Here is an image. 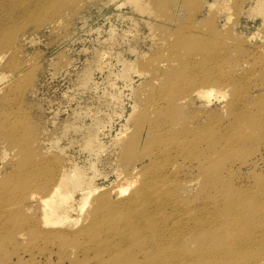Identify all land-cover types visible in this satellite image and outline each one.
Wrapping results in <instances>:
<instances>
[{
    "label": "rangeland",
    "instance_id": "374dc122",
    "mask_svg": "<svg viewBox=\"0 0 264 264\" xmlns=\"http://www.w3.org/2000/svg\"><path fill=\"white\" fill-rule=\"evenodd\" d=\"M142 1L141 6L123 1L111 17L108 8L115 0H29L23 7L29 11L6 22V28L18 30L8 41L16 49L0 52V116H11L6 96L16 80L23 81L13 116H22L20 137L27 147L19 150L0 134V223L9 226L7 231L0 228V264H106L108 250L97 262L87 249L93 244L87 231L79 233L88 226L99 194L149 174L157 154L144 156L143 142L151 134V144L156 138L150 146L153 152L157 147L160 156L164 153L167 183L176 178L183 188H201L200 181L206 180L198 163L186 159L190 152L183 141L186 131L193 134L202 126L208 133L212 128L210 134L218 142L215 161L206 166L214 168L213 177L220 178L230 197L247 206L244 221L257 224V212L247 205L254 198L247 191L256 194L260 189L264 194V0H163L165 15L153 0ZM33 8L38 13L30 16ZM59 18L62 22L56 23ZM114 25L128 26L137 47L125 63L132 78L115 99L110 97L117 80L112 65L91 64L88 58L99 49L96 36L106 35ZM214 49L221 68L214 73L230 74L227 82L200 79L212 72L200 62L202 54ZM12 59L15 64H9ZM16 67L20 70L15 80ZM85 68L92 69L94 84L87 95L74 93L70 81ZM196 84L211 88L210 94L190 96ZM157 116L168 117L158 123ZM18 156L27 158L28 170L32 161L43 167L37 185L30 184L21 194L15 178L7 179ZM47 177L67 189L56 195L57 201L71 193L76 197V205L66 207L67 218L43 217L47 205L41 198L49 188H39L38 182ZM88 181L92 184L87 188ZM260 206L264 215V204ZM6 209L10 220L4 217ZM35 229L55 238H43ZM56 230L65 232L68 240L57 237ZM241 238L250 245L249 233L242 232ZM258 240L261 244L248 249L251 264L264 263V228Z\"/></svg>",
    "mask_w": 264,
    "mask_h": 264
},
{
    "label": "bare ground",
    "instance_id": "6f19581e",
    "mask_svg": "<svg viewBox=\"0 0 264 264\" xmlns=\"http://www.w3.org/2000/svg\"><path fill=\"white\" fill-rule=\"evenodd\" d=\"M123 1L126 2V0H115L109 6L108 13L111 14V17L115 14L113 9L116 6L121 7L124 5L122 4L124 3ZM28 2L29 0H0V20L5 22L0 21V52L2 55H5L8 49H16V47H9L8 41L14 39L13 36L18 28H6V22L22 12L29 11L23 8ZM130 2L138 3L141 6L144 1L130 0ZM153 2H156L160 11L165 15L166 5L163 0H153ZM37 13L36 8H33L29 15L34 16ZM55 22L61 23L62 19L59 18ZM127 27L114 25L106 35L101 36V34H98L96 38L99 39V49L97 52L92 50L90 55H88L89 63L91 64H96V61H106L112 65L117 76V80L114 82L115 85H113V92L110 95L113 99L120 95L124 84L132 78V69L125 63L126 58H130V55L136 52L137 47L134 45V41L131 40L130 29L127 30ZM177 41L179 42V39ZM214 51L215 49L207 54L204 53L205 55L202 54L203 57H201L200 62L211 67L212 72L207 71V75L200 79L202 81L227 82L230 74L225 76V74L214 73V70L221 71L219 61L213 56L216 54ZM9 60L7 59L8 62ZM12 63L15 64L13 59L9 64ZM17 68L13 72L14 78L16 77L15 80L19 76H15L20 70ZM92 77V69L85 68L80 70L70 81L69 90L74 93L89 94V89L94 84V77ZM28 79L29 77L26 76L24 80ZM18 80L12 84L8 91L11 93L10 98L8 97L10 93L6 96V100L11 101V104L7 107V109L10 108L9 114L11 116H0L3 118V128L1 127L2 132L0 131V134L6 140L17 143L19 150H21L27 147V141L20 137L24 129V123L22 116H13V112L15 115L14 103H16L15 100L20 96L25 85L23 81L20 82ZM230 81L232 82L233 80H229V83ZM187 82V88H189V81ZM191 82H194V80ZM211 90V88L205 89L196 84L189 92V95L192 96L194 93L203 98L208 96ZM167 117L157 116L155 121L160 123ZM182 128L186 127L182 126ZM203 129V126L202 128L197 127L195 133H189L195 135L192 138L189 137L190 135L184 129L186 135L183 141L184 147L187 146L188 149H186L190 152L186 159L198 163L200 175L206 180L200 181L204 182L202 187L200 185L201 188L196 187V185L183 188L184 183L179 184L176 178L173 179V184L169 185L167 183L165 177L169 172L162 169V165L165 164L164 153L160 156L157 153V147L153 152L155 148L150 146L153 145L156 138L151 144V137L153 136L152 134L149 135L150 132L147 130V135L149 136L144 142L148 140V143L145 144L143 142L146 150L143 155L150 157L153 153L151 157H155L157 154L156 159L154 158L155 160L150 162L151 170L149 174L138 182L133 179L130 181L125 180L117 188H115L116 186L110 188L102 187L105 190L99 194L98 204L90 213L88 226L79 230V233L80 231H87V239L90 238L93 242L87 249L91 248L93 250L98 258L97 262L100 260L102 251L107 249L109 259L106 264H251L248 259V249L255 243L261 244L258 239L260 229L264 228V215L262 206H260V204H264V194L260 189L256 190V194L251 190L247 191L254 198L247 205L252 207L258 215L257 224L249 226L250 223L244 221L247 206L240 203L236 198L230 197L228 191L225 190L220 182V178L213 177L215 176L214 168L206 166V164L210 163L212 165L215 161L214 155L217 153L218 142L216 144L214 134L211 135L212 133L209 129L212 128H208L209 133L206 131L207 129L204 130L207 136L211 133L209 138L205 136L206 133ZM202 141H206L207 149L203 148V144L202 147ZM7 164L11 165V160H8ZM19 167H21L20 170L18 169ZM28 168L27 158L18 156L15 166L9 171L8 181L15 178V182L19 183L18 194L23 193L25 190L27 191L28 186L34 183L33 187L35 182L38 181V177L43 173V167L38 160L32 161L31 168L29 170ZM51 178L49 177L45 182L43 181V184L40 181L38 182L39 188L44 189L45 186L49 188L47 197L41 198L47 205V210L43 217L45 216L44 218L49 220H61L67 218L65 216V213L68 212L66 207L76 205V197L71 193L64 201H57L56 195L61 196L62 192L67 189L58 184V179L51 180ZM89 183L90 181L87 183V188L92 184ZM31 185L29 186L30 188ZM130 186L131 189L129 190ZM126 193L127 196L118 199L119 196ZM9 216V212L6 209L4 217L10 220ZM1 225L0 223V228ZM4 226L2 225V231L9 227L7 224L4 229ZM35 231L38 234L42 233L43 238L46 239L48 237L45 235L50 236L49 238L53 236L51 232H39L37 229ZM242 232L249 233L247 242L251 241L250 245L242 240ZM53 233L56 236L58 235L60 239L65 237V240H68L65 236L66 233L62 230H56ZM42 234L40 235L42 236ZM117 234H121L120 240L115 238ZM70 237H74V235ZM49 238L48 240H52L55 237ZM262 252L264 253V250Z\"/></svg>",
    "mask_w": 264,
    "mask_h": 264
}]
</instances>
